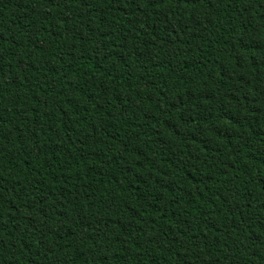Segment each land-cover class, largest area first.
I'll list each match as a JSON object with an SVG mask.
<instances>
[{
    "label": "trees",
    "instance_id": "trees-1",
    "mask_svg": "<svg viewBox=\"0 0 264 264\" xmlns=\"http://www.w3.org/2000/svg\"><path fill=\"white\" fill-rule=\"evenodd\" d=\"M0 264H264V0H0Z\"/></svg>",
    "mask_w": 264,
    "mask_h": 264
}]
</instances>
